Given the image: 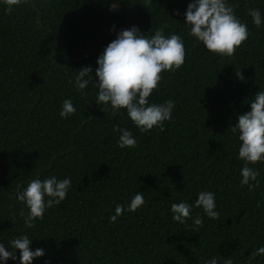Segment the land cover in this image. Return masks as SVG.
I'll return each instance as SVG.
<instances>
[{
  "label": "trees",
  "instance_id": "obj_1",
  "mask_svg": "<svg viewBox=\"0 0 264 264\" xmlns=\"http://www.w3.org/2000/svg\"><path fill=\"white\" fill-rule=\"evenodd\" d=\"M190 2L31 0L6 14L0 0V243L10 247L27 235L31 249L45 253L32 264H205L213 257L264 264V255L249 258L264 246V162L249 165L259 186L241 187L240 142L227 131L264 91V0H227L250 34L225 58L187 34ZM250 8L260 10L259 27ZM164 24L166 36L183 38L185 62L163 72L148 98L172 100L171 119L163 131L141 133L126 110L113 116L95 103L96 60L121 30L135 26L150 37ZM83 67L92 74L81 90L75 78ZM66 99L76 112L65 119ZM116 125L133 133L134 148L117 147ZM51 176L71 179L67 197L27 228L17 193ZM201 191L214 193L219 218L193 207L185 224L174 222L171 205H194ZM137 192L145 204L130 213ZM117 204L125 211L113 223ZM197 215L203 226L194 230ZM15 254L3 264H20Z\"/></svg>",
  "mask_w": 264,
  "mask_h": 264
},
{
  "label": "clouds",
  "instance_id": "obj_2",
  "mask_svg": "<svg viewBox=\"0 0 264 264\" xmlns=\"http://www.w3.org/2000/svg\"><path fill=\"white\" fill-rule=\"evenodd\" d=\"M2 2L6 14H10L15 8L27 5L31 0ZM248 15L254 26L261 25L262 17L258 8H250ZM183 24L190 37L202 43L209 53L221 58L232 57L250 34L248 25L238 19L234 6L227 0H192L187 5ZM166 27L167 24L162 25L150 37L141 33L135 26L121 30L96 60L94 77L98 91L95 103L104 106L100 108L102 112L110 111L113 116L121 110H126L130 121L141 133L150 132L153 128L163 131L164 123L171 119L175 108L172 100L150 104L148 99L158 88L163 78L161 74L174 73L185 62L183 38L177 34L166 36ZM76 72L75 87L82 90L89 84V80L84 77L92 74V69L83 67ZM235 74L238 79H244L240 71ZM75 112L72 101L64 100L60 117L66 119ZM113 131L120 133L117 147L124 149L136 146L137 140L131 131L122 129L119 125L114 126ZM227 131L238 134V159L243 161L240 184L241 187L248 186L249 191H252L259 186V172L249 165L264 162V91L255 93L250 102V111L239 115L238 122ZM70 187V178L59 180L56 176H51L43 180H30L27 187L16 196L17 201L24 205L20 210V217L24 219L25 226L34 227V221L42 220L46 209L59 205L66 199ZM144 204V193L137 192L128 204L127 211L134 213ZM193 207L202 209L210 219L219 218L214 193L201 191L194 205L187 202L173 203L170 209L172 220L185 224L191 219ZM124 211V205L117 204L110 222H116ZM202 226V218L197 215L193 228L198 230ZM9 244L10 247H6L0 243V264L8 260L15 261L17 250L20 264H32L34 259L45 254L41 248L31 249L32 239L27 235L12 239ZM261 255H264V246L251 253L249 258L255 259ZM205 264H218V260L213 257ZM223 264H232V260L224 259Z\"/></svg>",
  "mask_w": 264,
  "mask_h": 264
}]
</instances>
